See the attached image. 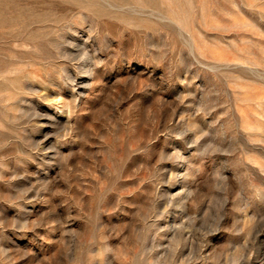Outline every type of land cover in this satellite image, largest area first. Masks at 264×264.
Masks as SVG:
<instances>
[{
	"label": "rangeland",
	"instance_id": "1",
	"mask_svg": "<svg viewBox=\"0 0 264 264\" xmlns=\"http://www.w3.org/2000/svg\"><path fill=\"white\" fill-rule=\"evenodd\" d=\"M0 264H264V0H0Z\"/></svg>",
	"mask_w": 264,
	"mask_h": 264
}]
</instances>
